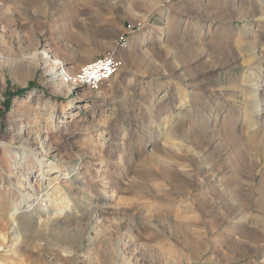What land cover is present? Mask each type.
Here are the masks:
<instances>
[{"label":"rangeland","instance_id":"obj_1","mask_svg":"<svg viewBox=\"0 0 264 264\" xmlns=\"http://www.w3.org/2000/svg\"><path fill=\"white\" fill-rule=\"evenodd\" d=\"M0 264H264V0H0Z\"/></svg>","mask_w":264,"mask_h":264},{"label":"built area","instance_id":"obj_2","mask_svg":"<svg viewBox=\"0 0 264 264\" xmlns=\"http://www.w3.org/2000/svg\"><path fill=\"white\" fill-rule=\"evenodd\" d=\"M121 64V60L116 55L110 54L83 65L74 75L63 73L61 79L74 88L98 91L102 85L120 72Z\"/></svg>","mask_w":264,"mask_h":264},{"label":"bare ground","instance_id":"obj_3","mask_svg":"<svg viewBox=\"0 0 264 264\" xmlns=\"http://www.w3.org/2000/svg\"><path fill=\"white\" fill-rule=\"evenodd\" d=\"M44 58H45V60H47L48 61V63H49V65H50V68H51V70H52V72H53V75H52V79H54V80H57V79H61V75L65 72L64 70V63L62 62V61H60V60H53V59H51V55L49 54V53H47V52H44V56H43ZM67 73V72H66ZM115 76L116 75H114L113 77L115 78ZM111 78L109 81H111V80H113L114 78ZM60 83H61V81H59ZM241 146H242V144H240ZM244 146V145H243ZM242 146V147H243ZM245 148V147H244ZM244 151H246V149H244ZM243 151V152H244ZM239 153H240V151H239ZM247 153V152H246ZM241 154V153H240ZM245 154V153H244ZM238 155V154H237ZM239 156V155H238ZM241 156V155H240ZM244 156V155H243ZM245 156H247V155H245ZM231 157V156H230ZM241 158V157H240ZM244 159V158H243ZM233 160H234V158H233ZM44 162V161H43ZM43 162H41V163H43ZM234 162V161H233ZM233 162H231V163H233ZM229 166V165H228ZM59 170V169H58ZM62 190V189H61ZM60 190V191H61Z\"/></svg>","mask_w":264,"mask_h":264},{"label":"trees","instance_id":"obj_4","mask_svg":"<svg viewBox=\"0 0 264 264\" xmlns=\"http://www.w3.org/2000/svg\"><path fill=\"white\" fill-rule=\"evenodd\" d=\"M30 89V86L29 87H24V88H18L17 90L15 91H9L6 95V100H5V106L7 109L10 108V104H11V99L14 97V96H23L24 94L27 93V91Z\"/></svg>","mask_w":264,"mask_h":264},{"label":"crops","instance_id":"obj_5","mask_svg":"<svg viewBox=\"0 0 264 264\" xmlns=\"http://www.w3.org/2000/svg\"><path fill=\"white\" fill-rule=\"evenodd\" d=\"M94 59H89V56H85L84 58L80 59L78 62L79 64L81 65H85V64H88L90 63L91 61H93ZM78 64V63H77Z\"/></svg>","mask_w":264,"mask_h":264}]
</instances>
